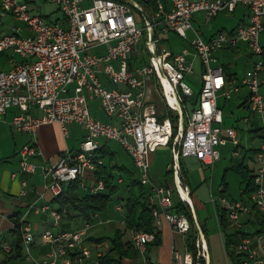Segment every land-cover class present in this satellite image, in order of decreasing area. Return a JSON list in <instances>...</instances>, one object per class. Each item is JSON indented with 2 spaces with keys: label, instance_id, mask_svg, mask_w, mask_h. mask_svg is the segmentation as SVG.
I'll list each match as a JSON object with an SVG mask.
<instances>
[{
  "label": "built area",
  "instance_id": "obj_1",
  "mask_svg": "<svg viewBox=\"0 0 264 264\" xmlns=\"http://www.w3.org/2000/svg\"><path fill=\"white\" fill-rule=\"evenodd\" d=\"M27 1L0 0V53H10L22 60L14 63L8 72L0 73V122L10 109L17 108L20 113L11 121V127L17 132L35 136L40 127L47 124H58L66 137L69 125H78L86 131L78 151H67L54 165L41 168L44 189L50 191L54 199L59 197L65 184L83 179L103 164L99 155L102 139L116 141L132 158L141 183L151 191L149 203L155 225L159 227L167 222L178 234L187 236L191 231L189 219L172 211L174 189L153 182L150 153L160 147L171 150V170L178 199L190 209L194 207L192 191L183 181L181 158L194 157L205 165L214 166L221 158L218 147L228 141L236 148L240 146L235 129L228 130V137L222 136L223 113L217 100L221 92L230 100L241 87L247 88L250 109L262 122L258 131L260 147L256 153L258 168L254 173L253 190L247 192L244 186L238 200L230 201L219 195L213 196L211 201L220 228L219 210H224L230 229L245 233L234 240L230 251L223 239L228 264H234L228 256L230 253L236 256L235 264H264V46L260 43L264 31V0H169L168 7L158 2L152 25L145 20L144 8L137 2L48 0L57 5L63 15L61 22L51 23L31 14ZM238 6L248 7L251 15L234 33L222 32L204 40L194 30V14L204 12L215 17L223 11L233 13ZM9 17L22 23L29 33L24 35L23 27L14 25L5 34V20ZM151 30L155 35L156 30L175 33L183 40H188L189 33L193 32L194 38L188 48L172 54L157 39L153 40ZM240 41L246 42L258 59L241 86L225 90L224 70L215 65L216 53ZM100 47H106L105 54L96 53ZM195 59L200 61L204 72L196 106L185 115L181 94L188 99L194 96L185 76L194 73ZM154 94L163 99L168 110L178 113L179 126L181 118L184 119V129L178 128L175 136L170 118L159 121ZM95 100L112 123H101L92 116L89 102ZM186 118L189 119L187 124ZM237 152L236 149L234 158L238 157ZM19 155L21 172L36 174L37 167L31 159L40 155L37 146L26 145ZM23 186L26 187L27 182ZM103 189L99 181L91 191L96 193ZM31 209L48 213L56 227L63 218L60 211L49 205L41 208L32 205L28 211ZM26 216L15 223L12 230L20 237L31 259L34 233ZM252 221L258 224V230L248 233L245 228L250 229ZM92 226L85 224L75 231H45L42 243L50 246V250L42 261L34 263L87 264L92 249L86 238ZM154 240V233L133 232V245L142 255V264H152L147 258V248ZM195 247L196 253L173 250L170 264H209L210 248L205 233L200 236L197 232ZM13 250L14 246L5 236H0V256L12 254ZM100 256L101 253L94 264H99Z\"/></svg>",
  "mask_w": 264,
  "mask_h": 264
},
{
  "label": "crops",
  "instance_id": "obj_2",
  "mask_svg": "<svg viewBox=\"0 0 264 264\" xmlns=\"http://www.w3.org/2000/svg\"><path fill=\"white\" fill-rule=\"evenodd\" d=\"M29 1L35 2L36 0H29ZM250 15H251V11L246 6H238L233 13L223 11L215 17H210L204 12H198L193 16L192 25L194 30L199 33L202 39L210 40L222 32L229 34L234 33L240 24H244L248 22ZM62 19L63 17L61 19L57 18L49 22L51 23L61 22ZM6 20H9L10 22L9 21L6 22ZM6 20H5L4 29L10 32V28L16 25V21H14L11 17L7 18ZM22 33L27 35L29 32L23 27ZM193 38H194L193 32L189 33L188 40H183L175 33H163L160 30H158L156 34V39L159 41V44L163 48L167 49V51L171 52L172 54L180 53L185 48H188L190 46V41ZM260 43L262 46H264V31L260 36ZM177 44L181 45L180 51H175L174 49L175 45ZM0 58H2L3 66L7 68V71H0V73L8 72L12 68V65L14 63H18L22 61L21 58H19L18 56H11L10 53H0ZM216 58H217V63L215 65L221 66L224 70V77L226 80L225 90H230L232 87L235 86H241V81L252 73L255 63L258 59L255 55L252 54L247 43L242 41L238 42L235 45L225 47L224 49L218 51L216 53ZM196 67H198L199 69L198 71L201 73L202 66L198 59L194 60V73L191 76L195 75ZM108 87L110 88L111 86L108 85ZM262 94L264 96V87L262 88ZM154 96H156V94H154ZM220 97L225 99L222 96V92L219 94L217 105L218 108L223 113L222 126H224L226 124L225 114L221 107V105L224 103L219 101ZM248 97H249V91L247 90V88L241 87L239 93L233 94L230 100L225 99L226 101H233V103L237 106L238 112L248 111L250 113L248 116L243 114L242 116L236 118L234 121L235 122L234 127L231 126L228 127L227 130H224V128L221 126L223 137H225L224 136L225 134L228 135V130L230 129L236 130L235 126L239 127L238 122H240L241 120H243L244 123L249 124L250 132H254L258 135V131L262 125V122L260 125H256L259 120L261 121V119L258 118L251 111L248 103ZM155 99L156 98L153 97V101L156 104L158 110V101ZM19 113L20 111L17 108H12L8 111L5 120L3 122H0V236H5L6 241L10 245L14 246V248L16 249L19 244L18 242L19 240L18 237L13 234L12 228L15 225V223L21 221V219L27 215L26 221L31 224L34 233V244L32 245L30 251L31 259L28 258L26 251H24L23 243L21 242L20 243L21 253L14 252V254L1 255L0 264H7L8 262L17 261L19 259L22 260L24 257L26 260L29 261L30 264H35L34 261L36 262L39 261L35 260L34 257L43 258L45 254L50 250V246L44 245L42 243V235L44 234L45 231L47 230H53L54 232L75 231L78 229H82L85 226V223L81 219L77 218L71 220L68 218H62L59 226L56 227L54 226L53 222L50 223L53 220L48 213H43L41 211H38L37 209H31L30 211L28 210L32 205H35L36 208H41L44 205H49L51 208L52 207L54 208L55 204L53 201L55 199L50 191L44 189L43 179L41 175V168L43 166L54 165L58 161L59 157L67 151L70 152L78 151L80 144L82 143V141L86 136V131L84 130L80 132L79 131L74 132L76 128L75 129L73 128V131L70 132V135L68 131V136L66 137L63 134L58 124H47L41 126L35 136L29 133L17 132L11 127V121ZM234 117L235 116L233 114L232 118ZM236 134L238 137L237 130H236ZM31 144H35L40 152L39 156H36L31 159V163L37 167V173L33 175L21 172L20 155H19L20 150L24 146ZM259 147H260V141L258 147L243 149L245 150L244 153H242V151L240 152L238 151L239 152L238 157L233 158L235 159V162L238 161V163L234 165L243 163L246 166H248L252 171V174H254L258 168V164L256 161V153ZM170 168L171 166L168 167V170ZM226 173H228V171ZM14 174L16 175L15 177H13ZM86 177L92 179L90 175H87ZM24 182H27L26 187L23 186ZM158 185L159 186L167 185L169 187L171 186L167 181L163 183H159ZM243 185L246 186V184L244 183ZM188 186L190 187V181L188 183ZM239 198L240 196L238 197V199ZM233 199L238 200L235 198ZM158 209L159 211H162L160 206L158 207ZM105 220L103 219L99 223L95 225L93 224L90 231L92 229H97V228L100 230V228L103 227L104 225H108L110 223L112 224V221H105ZM200 224L206 225V221ZM256 224H257L256 222L251 223L248 233H252L258 230V226H257L258 224L257 225ZM157 229L160 232V236H161L160 243L158 245L149 244L147 248V252H148L147 257L152 264H170L173 250H178L181 252H185L186 250H188L187 236L178 234L176 231H174L171 228V226L167 222H163L161 226L157 227ZM206 229H207V225H206ZM219 230L221 231L220 227ZM91 237L101 238L90 235L87 236V238H91ZM222 237H223L222 239L225 240L224 238L225 234L222 233ZM130 239H132V237H130ZM88 243L92 249V257L87 262V264H94V261L97 260L98 254L106 253L110 249V243L108 241L104 242L101 245L94 244L92 241L90 242L88 241ZM102 245L103 246L105 245V247H107L106 252L100 251L98 249ZM209 248H210V244H209ZM32 254L34 255V257ZM133 260L134 259H125L123 260V264H134Z\"/></svg>",
  "mask_w": 264,
  "mask_h": 264
},
{
  "label": "rangeland",
  "instance_id": "obj_3",
  "mask_svg": "<svg viewBox=\"0 0 264 264\" xmlns=\"http://www.w3.org/2000/svg\"><path fill=\"white\" fill-rule=\"evenodd\" d=\"M27 2L29 4L30 12L33 15H39L48 21H52L57 18L61 19L63 17L58 6L50 3L48 0H36L35 2H30L28 0ZM8 21L9 20H6V22ZM16 25L25 28V26L20 22H16ZM4 32L6 34L9 33L5 29H4ZM174 49L175 51H180L181 45L180 44L175 45ZM95 51L98 54H105L106 47H100ZM11 56L13 55L11 54ZM147 57L148 56L146 55V58ZM2 62H3L2 58H0V71H7V68L3 66ZM198 70H199L198 67H196L195 68L196 73L194 76H191V75L185 76V82L188 83L192 87L194 91V96L188 99L187 97L181 94L182 98L186 102V106L190 113L193 111L194 104L196 103L197 98L200 94V87H201V80H202L201 73L202 72L200 73ZM154 97L156 98L155 100L158 101L159 116L166 115L168 109L163 99L157 94ZM219 101L224 103L221 105L224 111V114H225V121H226V124L222 126L224 130H227V128L231 126L234 127V124H235L234 121L236 118L242 116L243 114L248 116L250 113L248 111L238 112L237 106L233 103V101H226L225 99L221 97L219 98ZM89 108H90V112L92 116L95 119L99 120L101 123H106V124L112 123V120L102 110L100 103L98 101L95 100V101L89 102ZM233 114L235 116L234 118H232ZM188 120L189 119L186 118L185 120L186 124ZM260 124H261V121L259 120L256 125H260ZM238 125L239 127L235 126L238 132V140L240 143V146L237 148V150L239 152L242 151V153H244L245 150L243 149L258 147L259 141H260L259 136L254 132H250L249 124L244 123L243 120H241L240 122H238ZM67 128L69 131V135H70V132L73 131V128L74 129L76 128L74 132L84 131V128L78 125H73V126L69 125ZM224 136L228 137L227 134H225ZM101 142L103 144L105 142H108L110 151L116 153V163L118 164L125 163L129 169H133L134 165H133L132 160L130 159L129 155L125 152L123 147L118 142L107 141L106 139H102ZM218 150L221 153V160L216 162L214 166L205 165L194 157H187V158L182 157L181 162L183 163L184 168L188 172L189 181H190V189L193 194L192 199L195 205L197 217L200 223H204L206 221V225H207L206 238L210 244L211 264H228L225 253H224V248H223L222 233L219 230V227H218L219 225L216 219L214 207L212 205L211 200L213 196L217 198L219 194L221 193L222 179L225 174H226V180L229 184L228 191L232 198L238 199V197L240 196V191L244 188V185L242 183L241 178L237 174H235L234 172L228 171V169H230L232 165L238 163V161L235 162V159H233L234 152L236 151V147L232 144V142L229 141L226 146L218 147ZM172 159H173L172 152L169 148H166V147H160L156 150V152L150 153V156H149V161L151 165L150 175L152 179L154 180L153 182H155L157 185L159 183H163L166 181L171 185V187L175 191L174 195L172 196V201L173 203H177L178 195H177V190L175 187L174 178L170 175H167L168 167L171 166ZM226 171H228V173H226ZM139 176L140 175L138 173V177ZM91 182H93V180L90 178L87 179V177L86 179L83 180V183L86 185L92 184ZM123 187L120 189L118 196L127 199L126 197H128V190L124 191ZM83 189L84 188L81 189V192L84 193ZM118 196L114 197L112 202L108 205V210H107L108 217L102 216L104 220L106 219V221H112V224L110 223L108 225H104L103 227L100 228V230L98 228L92 229L91 231L89 230L87 232V236L90 235L94 237L111 238L116 235V232L118 229L120 230L125 229V226L123 224V220H124L123 217H124L125 212L121 214L120 212L117 211L118 202L116 201V198ZM52 222L53 221H51L50 223ZM245 229L249 230V228H245ZM234 233L235 231L232 229L227 231L228 235H231ZM130 237H132V234L131 232H128L125 236V241L130 239ZM98 249L103 252L107 251V247H105V245L100 246ZM147 255H148V252H147ZM34 259L39 262L43 260L42 258H35V257ZM133 259H134L133 260L134 264H141L142 255L138 253V255L134 256ZM7 264H30V263L24 257L22 260L19 259L17 261H11V262H8Z\"/></svg>",
  "mask_w": 264,
  "mask_h": 264
},
{
  "label": "trees",
  "instance_id": "obj_4",
  "mask_svg": "<svg viewBox=\"0 0 264 264\" xmlns=\"http://www.w3.org/2000/svg\"><path fill=\"white\" fill-rule=\"evenodd\" d=\"M115 1L121 3L126 2L125 0ZM136 2L144 8L145 13L150 19L153 18V14L158 8V2H162L167 7L169 5V0H149V2L147 3L136 0ZM157 32L158 30H156V34ZM203 72L204 68L202 67V73ZM195 106L196 103L194 104V108ZM184 108L185 115H188L190 112L186 106L185 101ZM167 118H170L172 122L173 136H175L178 133L179 128V115L172 110H167L166 115L159 116V121L162 122ZM99 155L100 158L103 159V164L101 166H98L95 172L87 174L92 177V185H86L83 183V180L86 179L87 175L83 179H78L71 183L65 184L62 194L59 197L55 198V200L53 201L55 204L54 208L63 214V218H68L71 220L78 218L81 219L85 224L95 225L103 220L102 216L108 217V205L112 202L114 197L118 196L120 189L124 186L123 190H128V197H126L127 199L118 196L116 198V201L118 202L117 207L121 208V211H117L120 213L125 212L123 217V224L125 226V229H118L116 235L111 238H86L87 242L92 241L97 245H101L106 241L110 243V249L108 250V252L101 254L99 258V264H123V260L133 259L134 256L138 255V252L133 245L132 239H128L127 241H125V236L128 232H131L132 234L133 232L140 231L154 233L155 240L154 242L150 243V245H158L161 241V236L160 232L157 229V226L155 225L152 215V208L149 203L151 191L149 187L141 183L138 177V171L135 166L133 167V169H129L125 163H116V153L110 151L108 142H105L103 144ZM130 159L132 160L131 157ZM181 166L183 181L188 185V172L185 170L182 162ZM228 171L235 172L243 180V183L247 186V192L253 190L252 183L255 175L252 174V171L248 166L241 163L232 166ZM167 175L173 177L171 168L167 171ZM99 181L103 183L104 189L96 193L92 192V186H95ZM228 186L229 185L227 183L225 174L222 179L221 193L219 195L226 197L227 199L232 201L234 199L229 194ZM166 187L169 186L166 185ZM82 188H84V193L81 192ZM172 211L177 214H183L189 219L191 224V231L187 235V248L189 251L196 253L195 242L197 238V232L194 226L191 209L178 199V202L174 204ZM219 211L221 226L220 229L223 234H225L224 238L226 249L227 251H230L234 240L241 235H245V233L235 232L234 234L228 235L227 231L230 229L231 224L226 218V212L224 210ZM201 227L204 233L207 234L206 225H201ZM13 234L18 237L19 244L16 249L14 248L12 254H14V252L21 253L20 243L22 241L16 232L13 231ZM228 256H230V259L235 264L236 256H234L232 253H230V255L228 254Z\"/></svg>",
  "mask_w": 264,
  "mask_h": 264
},
{
  "label": "water",
  "instance_id": "obj_5",
  "mask_svg": "<svg viewBox=\"0 0 264 264\" xmlns=\"http://www.w3.org/2000/svg\"><path fill=\"white\" fill-rule=\"evenodd\" d=\"M125 1L129 2L130 4H133V3L136 2V0H125ZM140 1L145 2V3L149 2V0H140ZM142 15L145 17V20L148 22V24L152 25L151 19L148 17V15L145 12H142ZM151 31H152L153 40L155 41L156 35H155L153 30H151ZM179 129H180V131H182L184 129V119L183 118H181ZM191 212H192V218H193V221H194L195 229H196V231L198 232V234L200 236H203L204 232H203V229H202L201 224L199 222V219L197 217L195 207L191 208ZM209 264H211L210 260H209Z\"/></svg>",
  "mask_w": 264,
  "mask_h": 264
},
{
  "label": "bare ground",
  "instance_id": "obj_6",
  "mask_svg": "<svg viewBox=\"0 0 264 264\" xmlns=\"http://www.w3.org/2000/svg\"><path fill=\"white\" fill-rule=\"evenodd\" d=\"M172 101V100H171Z\"/></svg>",
  "mask_w": 264,
  "mask_h": 264
}]
</instances>
